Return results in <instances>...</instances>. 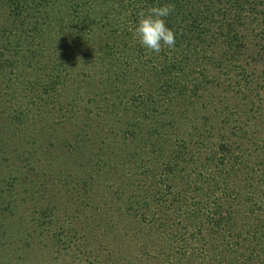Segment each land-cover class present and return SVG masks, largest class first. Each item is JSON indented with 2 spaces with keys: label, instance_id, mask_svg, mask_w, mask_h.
Returning <instances> with one entry per match:
<instances>
[{
  "label": "trees",
  "instance_id": "trees-1",
  "mask_svg": "<svg viewBox=\"0 0 264 264\" xmlns=\"http://www.w3.org/2000/svg\"><path fill=\"white\" fill-rule=\"evenodd\" d=\"M0 152V250L264 264V0H0Z\"/></svg>",
  "mask_w": 264,
  "mask_h": 264
},
{
  "label": "clouds",
  "instance_id": "clouds-1",
  "mask_svg": "<svg viewBox=\"0 0 264 264\" xmlns=\"http://www.w3.org/2000/svg\"><path fill=\"white\" fill-rule=\"evenodd\" d=\"M175 10L174 4L153 5L138 12V22L132 29L134 38L149 54H159L164 48L174 49L176 33L166 18Z\"/></svg>",
  "mask_w": 264,
  "mask_h": 264
},
{
  "label": "rangeland",
  "instance_id": "rangeland-1",
  "mask_svg": "<svg viewBox=\"0 0 264 264\" xmlns=\"http://www.w3.org/2000/svg\"><path fill=\"white\" fill-rule=\"evenodd\" d=\"M28 130H30V128H28ZM31 135L30 134V138H31ZM16 146L18 147H15L12 143L11 146H9V150H8V155H15V152L14 150H19L21 148H23V144L22 143H15ZM29 145V144H28ZM27 146V149L30 150V146ZM3 148H7L6 146H2V151H3ZM5 151H3L2 153H5ZM0 152V154H2ZM7 153V152H6ZM34 156V155H33ZM21 161V160H20ZM2 164V163H1ZM1 170V168H0ZM1 175V174H0ZM1 177V176H0ZM7 177H4V179H7ZM16 179V178H15ZM40 180V176H39V179L38 181ZM16 181V180H15ZM1 178H0V187L2 185L1 183ZM14 219L10 220V221H13ZM25 222V220H24ZM24 223H22V226H23ZM17 226V231L19 233V231L21 230V225L18 226V225H13L12 227H15ZM14 231V230H13ZM13 231L10 230L9 234H13ZM15 235H17V233H15ZM26 245L28 244V242H24ZM24 243L22 242H16L14 240V242L8 246H4L6 248V250H0V253H2V255L0 256V260L6 262V264H42L43 261H42V258L43 256L45 255V250L43 248H35V244H31L29 246H25ZM55 256V254H54ZM50 260V258H49ZM45 264H53V262H49V263H45Z\"/></svg>",
  "mask_w": 264,
  "mask_h": 264
}]
</instances>
